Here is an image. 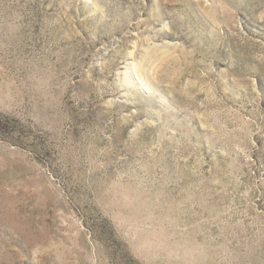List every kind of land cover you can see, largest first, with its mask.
<instances>
[{
  "label": "rangeland",
  "instance_id": "1",
  "mask_svg": "<svg viewBox=\"0 0 264 264\" xmlns=\"http://www.w3.org/2000/svg\"><path fill=\"white\" fill-rule=\"evenodd\" d=\"M0 264H264V0H0Z\"/></svg>",
  "mask_w": 264,
  "mask_h": 264
}]
</instances>
